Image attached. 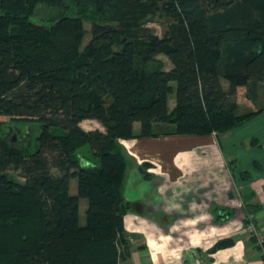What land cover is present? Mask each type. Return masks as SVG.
<instances>
[{
  "label": "trees",
  "instance_id": "trees-1",
  "mask_svg": "<svg viewBox=\"0 0 264 264\" xmlns=\"http://www.w3.org/2000/svg\"><path fill=\"white\" fill-rule=\"evenodd\" d=\"M157 15L170 20L160 36L145 26ZM82 20L90 38L79 49ZM259 87L264 0H0V117L38 125L31 149L10 144L0 120V264H132L142 244L122 218L139 205L122 195L129 160L119 140L154 136L156 123L226 132L261 110L237 111L240 97L254 106ZM86 119L103 130H84ZM148 165L138 166L144 179ZM212 210L216 221L232 215Z\"/></svg>",
  "mask_w": 264,
  "mask_h": 264
},
{
  "label": "crops",
  "instance_id": "crops-1",
  "mask_svg": "<svg viewBox=\"0 0 264 264\" xmlns=\"http://www.w3.org/2000/svg\"><path fill=\"white\" fill-rule=\"evenodd\" d=\"M262 101L257 114L217 135L173 134L171 125L156 123L154 136L119 140L129 160L122 195L139 205L122 218L124 230L142 244L131 252L132 264H264L254 238L243 230L251 208L264 236ZM173 105L174 98L170 106L167 99L168 110ZM82 121L88 127H80L91 129L86 121L92 119ZM138 132L133 122L132 133ZM143 162L149 164L147 179L138 168ZM215 208L232 215L216 221ZM221 238L233 243L209 252Z\"/></svg>",
  "mask_w": 264,
  "mask_h": 264
},
{
  "label": "rangeland",
  "instance_id": "rangeland-1",
  "mask_svg": "<svg viewBox=\"0 0 264 264\" xmlns=\"http://www.w3.org/2000/svg\"><path fill=\"white\" fill-rule=\"evenodd\" d=\"M38 12H40V10H38ZM39 15L40 14H38L36 16H39ZM68 15L74 16L75 14H74V12H68ZM169 22H170L169 19H167L161 15H157L153 18L152 21L147 22L145 26L151 33L156 34L157 36H160L164 32V30L166 29V26ZM82 26L84 29V33H83L82 38H81V43H80L79 49H82V47L87 43V41L90 38V23L87 22L86 20H82ZM156 57L163 61L164 69L170 68V63L165 56L159 54ZM221 84H222L223 88H226V86H227L226 81L221 80ZM256 91L259 94V98L258 97L256 98L254 106H252L248 102H245V100H243L242 97H240V102H238V110H237L238 113H242V112L250 110L251 107H249V106H252V108H254V107L257 108L258 106H261V102L263 103L262 100H264L263 96H262L263 90L259 87V88H257ZM171 100H173V94H170L168 96L169 106L171 104ZM0 120L5 122L3 125V127L5 129L4 135H5V138L8 141H10V144L20 145V146L21 145H23V146L28 145L31 149H33L34 143H35L34 136L38 132V125L36 122H27L26 123L23 121H15V122H10L8 124L7 123L8 122L7 117H0ZM82 122H85V121H82ZM82 122L80 123V126H83V128L88 127L87 125H83ZM86 122H90L89 124H91V125H89V127L91 129L96 128L99 130H103L101 125L95 120L86 121ZM166 131H169L168 128H166ZM21 143H24L25 145L21 144ZM127 169H126V172H127ZM50 171L54 174H56V172H57L55 169H51ZM126 172H125V174H126ZM7 173L11 177H13L15 180L22 181V178L19 176L17 170L8 169ZM68 193L70 195H74L76 193V177L75 176H72L69 178ZM85 207H86V200L84 198H79V200H78V222H79V224L84 223ZM133 243H135V241H133Z\"/></svg>",
  "mask_w": 264,
  "mask_h": 264
},
{
  "label": "built area",
  "instance_id": "built-area-1",
  "mask_svg": "<svg viewBox=\"0 0 264 264\" xmlns=\"http://www.w3.org/2000/svg\"><path fill=\"white\" fill-rule=\"evenodd\" d=\"M243 230L246 234L254 238L255 246L259 249L261 256L264 257V236L255 226L253 213H248L244 215Z\"/></svg>",
  "mask_w": 264,
  "mask_h": 264
}]
</instances>
